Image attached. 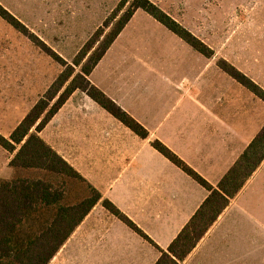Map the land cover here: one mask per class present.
<instances>
[{"label":"crops","instance_id":"crops-1","mask_svg":"<svg viewBox=\"0 0 264 264\" xmlns=\"http://www.w3.org/2000/svg\"><path fill=\"white\" fill-rule=\"evenodd\" d=\"M54 1L57 9L65 5L76 11L70 14L74 34L84 42L116 7L92 22L95 14L87 0ZM34 2L0 0V6L48 46L32 28L27 10ZM0 24L42 53L1 18ZM86 25V31L79 28ZM162 28L136 11L89 76L147 130L148 139H140L79 91L39 133L101 195L49 264H156L161 252L101 202L112 203L166 251L209 192L150 143H162L216 188L264 126V103L217 64L228 62L264 90V35H228L218 47L212 37L188 30L212 51L207 58ZM26 88L19 98L9 94L3 100L0 134L5 138L44 93ZM14 155L0 148V180L33 178L31 171L10 167ZM66 198L65 193L64 203ZM180 264H264V161Z\"/></svg>","mask_w":264,"mask_h":264},{"label":"trees","instance_id":"trees-1","mask_svg":"<svg viewBox=\"0 0 264 264\" xmlns=\"http://www.w3.org/2000/svg\"><path fill=\"white\" fill-rule=\"evenodd\" d=\"M138 10L145 12L193 50L207 58L212 56L210 49L151 0H120L71 63L0 6V18L62 68L10 136L5 138L0 134V148L10 154L15 153L10 167L34 174L33 178L0 180V264H49L85 216L101 200V195L39 137V133L74 92L84 93L140 139H148L147 130L89 80L92 71ZM217 64L223 73L264 103V90L250 78L222 59ZM150 145L209 192L202 206L168 249H159L112 203L103 200L101 204L112 216L161 252L156 264H180L264 161V126L216 188L159 141H152ZM55 178L80 182L88 189L89 196L74 205H66L62 189L65 185L56 187L51 181Z\"/></svg>","mask_w":264,"mask_h":264},{"label":"rangeland","instance_id":"rangeland-1","mask_svg":"<svg viewBox=\"0 0 264 264\" xmlns=\"http://www.w3.org/2000/svg\"><path fill=\"white\" fill-rule=\"evenodd\" d=\"M87 1L91 8L89 12L95 14L92 22L98 21L104 12H110L119 2ZM152 1L192 34L212 37L210 39L218 47L225 43L224 37L228 35H264V0ZM55 3L54 0H36L29 5L27 12L32 14L31 21L35 22L32 28L35 32L45 39L54 52L71 63L85 42L74 34L75 18L70 14L76 11L67 10L65 5L57 9ZM82 13L78 19H82ZM79 28L86 31L90 27L86 25ZM162 29L168 33L164 27ZM175 39L179 41L178 37ZM186 47L193 50L190 46ZM61 70L58 64L39 53L25 39L0 24V125L4 117L5 97L11 94L19 98L21 94H25L28 85L32 94L39 89L45 92ZM51 181L56 187L65 185L62 189L67 195V205H74L89 196L86 186L76 180L65 182L61 178H55Z\"/></svg>","mask_w":264,"mask_h":264}]
</instances>
